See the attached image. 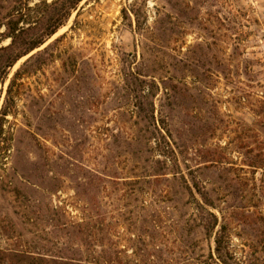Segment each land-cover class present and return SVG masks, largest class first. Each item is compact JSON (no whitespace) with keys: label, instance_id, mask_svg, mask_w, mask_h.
Here are the masks:
<instances>
[{"label":"rangeland","instance_id":"1","mask_svg":"<svg viewBox=\"0 0 264 264\" xmlns=\"http://www.w3.org/2000/svg\"><path fill=\"white\" fill-rule=\"evenodd\" d=\"M62 1L0 0V47L8 24L42 38ZM28 60L0 157V264H224L222 225L228 264H264V0H81L8 69L0 107Z\"/></svg>","mask_w":264,"mask_h":264},{"label":"trees","instance_id":"2","mask_svg":"<svg viewBox=\"0 0 264 264\" xmlns=\"http://www.w3.org/2000/svg\"><path fill=\"white\" fill-rule=\"evenodd\" d=\"M79 1L81 0H63L62 6L59 8V13L63 12L62 18H59V14H55L51 18L46 21V26L42 31V38H40L41 34H35L30 36L29 30H24L17 28V24L12 26H8V34L6 37L10 38V44L5 47H0V83L7 78V71L11 68L21 57L27 55L30 51L39 47L44 40L53 35L58 27L62 24V21L66 18L70 9H72ZM60 19V20H59ZM32 59V58H31ZM30 59V60H31ZM30 60L26 61L22 68L18 69L12 78L6 89V94L0 107V157L5 158L9 151V143L10 137L5 131V124L7 122V116L12 113V104H13V85L16 79L19 77V74L24 71L30 62ZM141 81L134 78L133 85V95L135 99V106L137 108V114L140 118L145 119V121L151 119L152 109H151V101L149 100L152 96L151 94L144 95L141 90ZM167 148H164L162 153H167ZM165 155V154H163ZM166 156V155H165ZM259 157H262L259 155ZM262 162V161H261ZM249 166H254L250 164ZM256 167V166H254ZM85 183L81 184V186H87L89 188V193L92 192V188L94 185L92 180H96L97 175L91 173L90 171L85 173ZM208 219L205 222L204 230L206 232H212L218 224L217 218L211 212H206ZM5 231L4 227L2 228ZM225 227L222 225L219 230L215 232L214 236V244H215V254L217 258L223 262L224 264H228V250L226 246V238H225ZM5 233V232H4ZM6 235V234H4ZM11 256V255H10ZM20 258L22 257V261H27L30 259L27 256V253L21 252V254H12V257L8 260L7 264H13L11 258ZM9 258V257H8ZM6 259V257H5ZM114 258L107 254L102 256L99 260L98 257L90 256L85 257L82 256L79 252L71 253L68 257L62 260H54L52 264H114Z\"/></svg>","mask_w":264,"mask_h":264}]
</instances>
